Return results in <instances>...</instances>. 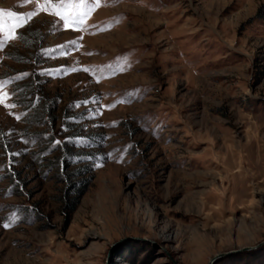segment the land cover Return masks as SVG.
Masks as SVG:
<instances>
[{
	"label": "rangeland",
	"instance_id": "1",
	"mask_svg": "<svg viewBox=\"0 0 264 264\" xmlns=\"http://www.w3.org/2000/svg\"><path fill=\"white\" fill-rule=\"evenodd\" d=\"M53 3L0 0V264H264V0Z\"/></svg>",
	"mask_w": 264,
	"mask_h": 264
},
{
	"label": "snow or ice",
	"instance_id": "2",
	"mask_svg": "<svg viewBox=\"0 0 264 264\" xmlns=\"http://www.w3.org/2000/svg\"><path fill=\"white\" fill-rule=\"evenodd\" d=\"M67 5V6H66ZM88 5L84 11H80L79 9L85 8L84 0H79L76 4V11L73 12L70 10L71 8V0H61V3H53L46 5L43 10L48 12L49 14H53L60 19L63 20L64 26L73 27V28H82L84 21L90 16L93 8L99 6V0H88ZM40 9H37L39 11ZM11 15V14H10ZM8 35H12L11 29L8 31ZM3 83L0 82V89H2ZM4 99L3 96H0V102ZM14 107V105H12ZM8 227V224L4 225Z\"/></svg>",
	"mask_w": 264,
	"mask_h": 264
},
{
	"label": "water",
	"instance_id": "3",
	"mask_svg": "<svg viewBox=\"0 0 264 264\" xmlns=\"http://www.w3.org/2000/svg\"><path fill=\"white\" fill-rule=\"evenodd\" d=\"M264 247V241L261 242L259 245H257L256 247H252V248H246L243 249L242 251H254V250H258ZM235 253V252H234ZM234 253H223V254H218L216 256H214L209 262L208 264H217L219 261H221L223 258L234 254Z\"/></svg>",
	"mask_w": 264,
	"mask_h": 264
}]
</instances>
